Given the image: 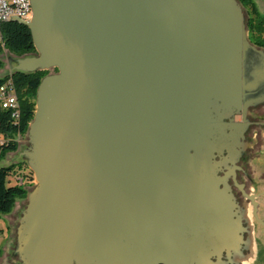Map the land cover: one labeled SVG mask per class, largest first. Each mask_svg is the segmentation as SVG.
I'll return each instance as SVG.
<instances>
[{"label":"water","instance_id":"obj_1","mask_svg":"<svg viewBox=\"0 0 264 264\" xmlns=\"http://www.w3.org/2000/svg\"><path fill=\"white\" fill-rule=\"evenodd\" d=\"M40 81L20 264H211L237 250L216 155L264 95L236 0H29Z\"/></svg>","mask_w":264,"mask_h":264},{"label":"flooded vegetation","instance_id":"obj_2","mask_svg":"<svg viewBox=\"0 0 264 264\" xmlns=\"http://www.w3.org/2000/svg\"><path fill=\"white\" fill-rule=\"evenodd\" d=\"M262 96L261 101L246 108L245 114L240 110L231 119L225 120L245 126L237 142L216 155L219 177L223 178V187L231 193L234 202L239 247L238 252L230 250L234 253L232 257L229 251L212 256L211 264H264V148L260 144L256 150L252 145L244 150L237 147L241 142L250 144L255 141L253 129L264 128V124L258 122L264 109ZM252 161L258 164L252 165ZM12 229L16 230L13 225L9 227L6 244L12 243ZM13 248L10 247L11 255ZM3 254L5 251L0 252V256Z\"/></svg>","mask_w":264,"mask_h":264},{"label":"trees","instance_id":"obj_3","mask_svg":"<svg viewBox=\"0 0 264 264\" xmlns=\"http://www.w3.org/2000/svg\"><path fill=\"white\" fill-rule=\"evenodd\" d=\"M246 12V28L249 41L256 47L264 49V16L261 15L253 0H238ZM2 36L4 47L0 46V54L6 49L13 55L24 56L35 53L32 37L29 29L17 22H8L2 26ZM3 63L0 60V69ZM46 72L22 73L14 72L11 74L20 108L18 120L11 119L10 111L0 107V132L11 140L7 141L0 147V160L6 153L17 150V142L14 136L23 135L27 132L28 126L33 119L35 112L36 92L41 79ZM6 75L0 78V85L7 78ZM26 163L19 164L26 170L27 186L33 183V173L27 168ZM11 165L7 168H0V217L10 214L14 204L18 199H24L27 195L23 187L9 185L12 172L17 167Z\"/></svg>","mask_w":264,"mask_h":264},{"label":"rangeland","instance_id":"obj_4","mask_svg":"<svg viewBox=\"0 0 264 264\" xmlns=\"http://www.w3.org/2000/svg\"><path fill=\"white\" fill-rule=\"evenodd\" d=\"M236 1H237L238 5L241 7V15L246 20L245 10L240 5L238 0H236ZM253 1L255 3L259 13L264 16V0H253ZM33 56H38V52L36 50H35V53L29 54V55L16 56V55H13L10 52H8L6 49H3L2 53L0 54V60L3 63V67H2V69H0V78H3L8 74H11V69L17 65V63H16L17 59L25 58V57H33ZM36 72H38V71H36ZM42 72H46L47 73L46 75H49V74L56 73L57 71H56V69H49L47 71H42ZM259 119L260 120L258 122L264 124V109H263V114ZM28 131L29 130H27V132L25 134L16 137V142L18 145L17 150L15 152H11L10 154L8 153L7 156L4 157V160H3L4 163L3 162H1V163L11 166V165H14L15 163H17L18 161L21 160L19 156H21V153H23L25 150H27L29 148ZM252 132H253V138H254L253 140H255V141H253V142L251 141L250 144L241 142L240 144H238L237 147L244 150L245 148H247L249 146L251 147V145H252L253 149L256 150L258 148V145L260 144V147L264 148V128L260 127L258 129H253ZM214 160L216 163H218L216 161V157ZM25 162H26V160H25ZM253 163L258 164L256 161H252V165H253ZM27 167H28V165H27ZM216 173L219 176L218 171H216ZM9 185H14L13 177H10ZM35 186H36V182H35V179L33 176V183L30 186L25 188V190L27 192L26 197L24 199L16 200L12 212L10 214L2 215L0 217V232H1L0 244L3 241V238L7 236L9 227L12 225L14 226V228L17 227L19 217L21 216L22 211L27 206V196L33 191ZM228 194L230 196V201L232 202L231 204H232V208H233L234 202L232 199V195H231V193H229V191H228ZM233 210L235 212V209H233ZM11 236L13 237L12 243L7 242V244H5V246H6L5 254L0 256V264H20L18 256L16 254H14V252H13V255L10 254V247L15 246V238H16L15 229H12ZM0 252H1V248H0ZM237 252H238V250H237ZM231 255H234V253L229 251V256H231ZM231 257H230V259H231Z\"/></svg>","mask_w":264,"mask_h":264},{"label":"built area","instance_id":"obj_5","mask_svg":"<svg viewBox=\"0 0 264 264\" xmlns=\"http://www.w3.org/2000/svg\"><path fill=\"white\" fill-rule=\"evenodd\" d=\"M31 16L32 9L29 0H0V46L4 47V40L1 32L2 26L4 24L8 22L30 21ZM0 107L4 110L10 111L11 119H19L20 108L18 103V96L13 80L11 78V74H8V77L5 78L2 84L0 85ZM18 136H14V140H16V137ZM9 140H11V138H8L6 135L0 132V147L3 146V144ZM10 153L11 152H9V154ZM7 154L8 153H6L5 156H7ZM4 157L0 160V168H7L10 166L3 164ZM22 163L26 162L20 160L15 163L14 166H17ZM25 166L27 167V164ZM25 172L26 170L24 167L17 166L11 175V177H13L14 179V184L23 187L24 189L28 187Z\"/></svg>","mask_w":264,"mask_h":264},{"label":"crops","instance_id":"obj_6","mask_svg":"<svg viewBox=\"0 0 264 264\" xmlns=\"http://www.w3.org/2000/svg\"><path fill=\"white\" fill-rule=\"evenodd\" d=\"M253 2H254V1H253ZM257 10H258V9H257ZM258 12H259V11H258ZM19 157H20V159H21L22 161L25 162V160H24L23 157H21V156H19ZM26 164H27V162H26ZM21 217H22V214H21V216L19 217L18 225H19V221H20ZM18 225H17L16 230H15L16 238H15V246H14V250H13L14 254H15V248H16V239H17V228H18ZM5 244H6V237L3 238V241H2V243L0 244L1 252H2V251L4 252V251L6 250V246H5Z\"/></svg>","mask_w":264,"mask_h":264}]
</instances>
